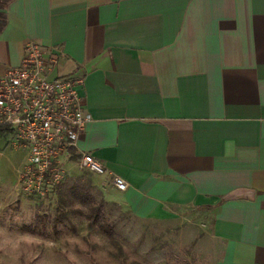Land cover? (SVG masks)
<instances>
[{
  "label": "crops",
  "instance_id": "obj_1",
  "mask_svg": "<svg viewBox=\"0 0 264 264\" xmlns=\"http://www.w3.org/2000/svg\"><path fill=\"white\" fill-rule=\"evenodd\" d=\"M0 79L36 42L82 79L73 157L127 184L140 220L178 222L197 264H264V0H12Z\"/></svg>",
  "mask_w": 264,
  "mask_h": 264
},
{
  "label": "rangeland",
  "instance_id": "obj_2",
  "mask_svg": "<svg viewBox=\"0 0 264 264\" xmlns=\"http://www.w3.org/2000/svg\"><path fill=\"white\" fill-rule=\"evenodd\" d=\"M64 161L57 185L27 195L26 153L0 140V264H197L180 220L132 217L108 180Z\"/></svg>",
  "mask_w": 264,
  "mask_h": 264
},
{
  "label": "built area",
  "instance_id": "obj_3",
  "mask_svg": "<svg viewBox=\"0 0 264 264\" xmlns=\"http://www.w3.org/2000/svg\"><path fill=\"white\" fill-rule=\"evenodd\" d=\"M58 60L57 56H47L39 43L29 41L21 64L6 69L0 79V140L6 138L23 147L26 163L20 174V190L37 197L62 180L63 162L73 157L90 121L78 92L83 80L49 78ZM74 164L78 170L100 177L107 173L90 154H81ZM108 181L116 191L127 189L120 177L112 176Z\"/></svg>",
  "mask_w": 264,
  "mask_h": 264
},
{
  "label": "trees",
  "instance_id": "obj_4",
  "mask_svg": "<svg viewBox=\"0 0 264 264\" xmlns=\"http://www.w3.org/2000/svg\"><path fill=\"white\" fill-rule=\"evenodd\" d=\"M10 1L12 0H3L2 3H0V33L2 32L6 24L3 9ZM2 133H3V130H0V137L2 136ZM92 220L95 222L98 220V217L94 216L92 217Z\"/></svg>",
  "mask_w": 264,
  "mask_h": 264
}]
</instances>
